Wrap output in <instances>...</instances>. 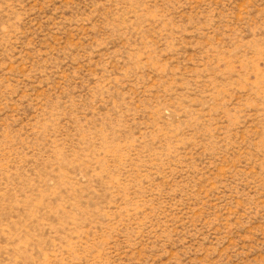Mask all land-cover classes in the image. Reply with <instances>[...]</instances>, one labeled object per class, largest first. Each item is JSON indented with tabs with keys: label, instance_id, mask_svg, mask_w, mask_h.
<instances>
[{
	"label": "rangeland",
	"instance_id": "374dc122",
	"mask_svg": "<svg viewBox=\"0 0 264 264\" xmlns=\"http://www.w3.org/2000/svg\"><path fill=\"white\" fill-rule=\"evenodd\" d=\"M0 264H264V0H0Z\"/></svg>",
	"mask_w": 264,
	"mask_h": 264
}]
</instances>
